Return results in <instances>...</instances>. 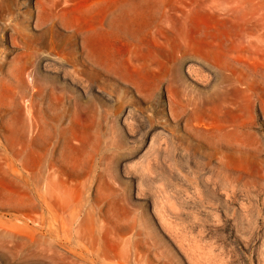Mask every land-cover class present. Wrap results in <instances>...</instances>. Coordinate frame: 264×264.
Returning <instances> with one entry per match:
<instances>
[{
  "label": "rangeland",
  "instance_id": "rangeland-1",
  "mask_svg": "<svg viewBox=\"0 0 264 264\" xmlns=\"http://www.w3.org/2000/svg\"><path fill=\"white\" fill-rule=\"evenodd\" d=\"M0 221V264H264V0H0Z\"/></svg>",
  "mask_w": 264,
  "mask_h": 264
},
{
  "label": "bare ground",
  "instance_id": "bare-ground-1",
  "mask_svg": "<svg viewBox=\"0 0 264 264\" xmlns=\"http://www.w3.org/2000/svg\"><path fill=\"white\" fill-rule=\"evenodd\" d=\"M100 6H101V4L97 3L95 5V7H94L93 17H94L95 28H98L100 26L99 27L101 29L100 32L103 35L108 36V35H111V34H115V36L118 39L124 40L126 42L129 41L134 36L133 32H131L132 29H133V24H134L133 16H131L129 13L125 12V16L123 17V20H122L120 26L117 28L118 30L112 32L110 30H106L103 27L104 23H105V14H104V12H102V10L100 11ZM95 32H96L95 34H97V29H96ZM94 41H95L94 42L95 45H97L98 41L96 40V38L94 39ZM31 137H30V139H31ZM33 139H34V136H33ZM33 175H34V172H33V169H32L31 170V176H33ZM226 188H228V187H226ZM228 189H230V188H228ZM39 201L41 202V200H39ZM243 204H244V202H243ZM17 228H19V227H17ZM16 231L17 230H15V226H13V225L10 226V225H7L5 222L0 221V238H3V241L0 244V247H3L4 250H6V251H8L10 253V252H13V251L17 250V248H18L17 243L20 242V244H19V249L20 250L17 251V252L20 254V256L25 258L28 255V246H27V243H26V240H25L26 237H25L24 234L17 233Z\"/></svg>",
  "mask_w": 264,
  "mask_h": 264
}]
</instances>
